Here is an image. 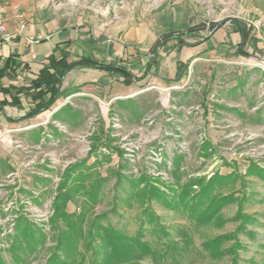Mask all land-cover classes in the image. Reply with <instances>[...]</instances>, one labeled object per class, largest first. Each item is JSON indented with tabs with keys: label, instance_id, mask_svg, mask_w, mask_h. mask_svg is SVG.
I'll return each instance as SVG.
<instances>
[{
	"label": "rangeland",
	"instance_id": "obj_1",
	"mask_svg": "<svg viewBox=\"0 0 264 264\" xmlns=\"http://www.w3.org/2000/svg\"><path fill=\"white\" fill-rule=\"evenodd\" d=\"M71 1L77 12L95 9L101 17L109 18L112 23L121 20L124 6H128L131 12L138 4L145 5L148 11H154L165 3V0ZM195 1L203 8L209 27L221 22L225 24L245 19L252 25L262 26L264 33V15L261 14V19L256 9H252L250 13L245 12L247 10L242 6L245 0ZM113 6L119 8V11L112 10ZM230 28L234 30L233 26ZM192 35H186L182 40L198 41L199 37H204L197 33ZM160 49L158 47L156 51L159 53ZM151 58V63L155 64L154 55L149 59ZM262 61L264 57L249 62L250 70L247 73L250 74L246 77L252 75L254 79V76L261 75V78H257L260 82L258 95L256 98H249L247 109L225 101L211 85L198 91V97L183 100L184 95L190 93V83H181L164 89L157 86L143 87L107 107L104 106L105 103L100 105L94 100L80 102L69 99L65 103L69 107L61 110L54 118L55 111L51 113L52 117L44 119L48 124L41 125L44 128L42 133L39 131L40 135L38 131L32 132V137L40 140L39 143L28 144L29 147L24 146L25 142L30 141L26 131L20 129L2 133L0 192L4 190L2 185L6 175L3 157L6 154L11 157L19 155V160L14 163H18L19 167L23 166L20 168L22 171L18 177L19 182L16 183L15 180L9 185L15 188L20 183L23 188L18 192L14 189L15 198L29 200L31 206L25 207L27 205L19 200L16 203L18 212L7 206L8 199L0 200V220L4 221L7 215L14 216V213L25 214L17 219L11 216L15 218V225H10L9 221L5 222L6 226L4 223L0 224V258L5 264H19L14 256L16 253L27 264H47L55 246L51 219L57 189L65 170L74 164L85 163L72 177L80 178L87 165H95V174L107 179L101 189L100 202L88 209L85 198L78 194L66 203L65 213L77 216L86 213L88 209L86 223L105 213L107 218L103 220V224H110L133 236L143 220V209L149 207L168 235L164 237L153 225H144L145 240L158 252L153 264H232L234 260L238 264H264V180L255 173H250L252 168L264 170V76L259 68ZM123 64H127V60L121 58L114 67H121ZM108 67L113 69V74L117 73L113 65ZM174 87H178V92L182 93H175ZM189 100L191 102L187 105ZM62 103L63 101L60 104ZM180 105L183 106L182 110L178 108ZM70 108L75 110L76 116H66ZM64 117L75 121H56ZM113 117L119 119L118 130L112 127ZM44 120H34L30 124L42 123ZM60 126L63 127L58 128ZM65 163L68 164L62 168L61 165ZM175 171L180 175L178 181ZM31 172L35 175H31ZM114 173L120 175L119 183ZM215 174L237 177L234 184L221 191L223 196L231 195L234 200L223 206L219 218L208 224H198L184 210L175 207V203L172 207H166L155 200L142 201L134 189V196L129 199V194H133L131 182L140 177L151 179L153 185H158L161 190L171 194L168 188L179 192L187 181L203 179L205 182ZM24 187L27 189L23 190ZM191 189L197 192L199 186L192 185ZM32 191L36 192L35 196L31 194ZM48 201L49 210L53 213L44 225L35 224L26 218L30 207H41ZM2 205L8 208L6 213H3ZM237 213L250 217L251 221L246 222L244 231L241 230L243 223L235 217ZM19 222L21 229L28 224L34 232L39 230L43 236V244H37L34 250L28 251L26 243L17 233L16 225ZM182 231H186L189 238L184 240L180 235ZM15 236L16 240L19 239L18 242L14 239ZM219 236L224 238L218 244L217 251H214L216 245L213 240ZM17 243H21L19 248ZM12 245L15 246L13 250ZM166 246H171L172 249L166 251ZM79 250L83 251L81 248ZM88 263L86 261L84 264ZM142 264L152 262L147 260Z\"/></svg>",
	"mask_w": 264,
	"mask_h": 264
},
{
	"label": "crops",
	"instance_id": "obj_2",
	"mask_svg": "<svg viewBox=\"0 0 264 264\" xmlns=\"http://www.w3.org/2000/svg\"><path fill=\"white\" fill-rule=\"evenodd\" d=\"M71 2L0 0L7 31L13 35L9 43L0 45V135L21 129L28 133L30 141L26 140V145L39 143L40 139L33 138L32 132L38 131L40 135L44 128L41 125L48 124L44 119L63 108L68 98L113 105L143 87L164 89L181 83H190V93L185 92L183 100L198 97L197 92L210 85L225 101L242 109H247L250 97H257L260 88L257 78L261 75L254 79L252 75L246 76L250 74L247 73L249 62L264 57L262 26H254L245 19L232 20L221 22L214 33L219 25L207 26L209 20L195 0H165L154 11L138 4L131 12L124 6L122 10H125H120L121 20L113 23L95 9L77 12ZM242 4L245 12L256 9L257 15L263 18L264 0H245ZM113 9L119 11V8ZM198 24L205 25L204 30L193 34L204 37H199L198 41L185 39V43L184 33ZM178 32H184V36L166 41L159 46V53L158 50L151 53L162 35ZM152 55L155 64L149 59ZM121 58L127 60V64L114 67ZM51 59H63L66 63L85 59L101 66L113 65L117 73L95 66L73 68L62 79L59 90L63 95L48 110L27 118L35 106L31 83L43 68L49 67ZM178 91L176 89L175 93L180 95L182 92ZM38 119L44 121L30 124ZM63 120L75 121L66 117L56 121ZM11 160L8 154L3 157L4 174L10 171Z\"/></svg>",
	"mask_w": 264,
	"mask_h": 264
},
{
	"label": "trees",
	"instance_id": "obj_3",
	"mask_svg": "<svg viewBox=\"0 0 264 264\" xmlns=\"http://www.w3.org/2000/svg\"><path fill=\"white\" fill-rule=\"evenodd\" d=\"M204 27L205 25L198 24L187 29L184 35L190 36L196 31L204 30ZM210 28H214V25H211ZM184 35L180 32L162 35L153 46L151 53H155L156 49L166 41L180 38ZM77 66H95L109 72L113 71L111 67L101 66L85 59L71 63H66L63 59L59 61L51 59L49 67L43 68L39 72L37 79L31 83V88L34 92L32 101L35 106L26 115L27 118L34 117L48 110L63 95L59 90L62 79L70 70ZM66 107L68 106L65 105L57 112L64 110ZM74 112L75 110L69 109L66 116L74 117L76 116ZM84 166L85 163L74 164L65 170L63 179L57 189L53 202L54 214L51 219V227L55 233V246L47 260V264H84L86 261L89 262L88 264H142V262L147 260L153 264L155 258L158 257V252L145 240L144 225L155 226L156 230H159L164 237H167V233L164 232V228L160 225L159 218L152 213L149 207L143 209V220L133 236L127 235L110 224H103V220L107 218L105 213L94 217L86 223V213L88 209H92L100 202L101 189L107 179L95 174V165H87L84 169L85 172L81 174L80 178L74 179L72 177L73 174ZM250 173H255L264 180V170L252 168ZM114 174L119 183L120 175ZM175 178L177 181L180 179L177 171H175ZM236 178L235 175L219 176L215 174L210 180L205 182H203V179L189 180L179 192L173 188H168L171 193L169 194L161 190L158 185H153L152 180L144 176L133 180L131 189L132 193L137 190L135 194L142 201L155 200L166 207H172V204L175 203V207L184 210L189 218L194 219L198 224H208L213 219L219 218L222 207L234 200L231 195L223 196L221 191L234 184ZM192 185H198L199 191H192ZM78 194H82L88 205L86 213L83 212L77 216L66 214V203ZM133 196L134 193L129 194V199ZM113 210L112 212H114ZM235 217L243 223L241 230L244 231L246 222L251 221L250 217L240 213H237ZM16 227L17 233L21 235L22 240L26 243L25 246L28 251L34 250L37 244H43V236L39 230L35 229L37 231L34 232V229L28 224L25 225L24 229H21V222L17 223ZM238 229L240 230V228ZM180 235L184 240L189 238L186 231L180 232ZM16 238L17 236L14 237L15 240ZM223 238L219 236L213 240L214 245H216L214 251H217V246ZM16 241L18 242L19 239ZM97 242H99L98 245ZM20 246L21 243H17V247L19 248ZM80 248L83 250L82 252H80ZM13 249H15V246L12 245ZM171 249V246H166V251ZM214 251L212 252L216 253ZM14 256L19 264H27L23 259L17 257L16 253H14ZM161 258L163 260V257ZM0 264H5L1 258ZM232 264H238L237 260H234Z\"/></svg>",
	"mask_w": 264,
	"mask_h": 264
},
{
	"label": "built area",
	"instance_id": "obj_4",
	"mask_svg": "<svg viewBox=\"0 0 264 264\" xmlns=\"http://www.w3.org/2000/svg\"><path fill=\"white\" fill-rule=\"evenodd\" d=\"M114 7L115 6H113V8ZM113 8H112V10L116 11ZM3 12H4L3 6L0 4V45L3 42L9 43L11 41V39L13 38V35L10 34V33H8V31H7V28H6V25H5V21H4V18H3ZM22 25L23 24L21 23L20 24V27L21 28H22ZM31 42H37V41H31ZM259 68L263 72V76H264V61H262L261 63H259ZM262 83L264 84V77H263ZM174 89H179V88L178 87H174ZM69 99L70 98H68L66 101H68ZM108 105H110V103H107L104 106L107 107ZM178 108L182 110L183 109V106L180 105V106H178ZM112 127H115L116 130H118L120 128V126H119V119L118 118H116V117L114 118L113 117ZM24 146H28L29 147V145H24ZM16 147L18 148V146H16ZM20 159H21V156H20ZM15 160H19V155H17V156H14L13 155L12 156V160L10 162L11 170L6 175H4V177H5L4 180H3L4 184L2 185V188H4V190L0 192V200L3 199V201H6L8 199L7 200V203H8L7 206L8 207L11 206L13 208V210H17L19 212L16 203H18L20 199L18 200L17 198H15V195H16L15 192L16 191L18 192V190L20 191L23 188V186H21L20 183H19V186L15 187V188H12V186L9 185V184H12L15 180H16V183L19 182L18 177H19L20 171H22L20 168L23 167V166L22 167H19L18 166V163H17V165L14 164L15 163ZM66 164H68V163H65V164L61 165V167L64 168V166ZM24 168H25V166H24ZM31 175H35V173L33 172ZM14 189L16 191H14ZM26 189L27 188L24 187L23 190H26ZM32 192L33 193H31V194L33 196H35L36 195L35 194L36 192H34V191H32ZM12 195H14V196H12ZM20 201H22V200H20ZM22 202L25 205H27L25 207L31 206L30 205L31 202L29 200H26V201L24 200ZM49 203H50V201L42 204L41 207H37V208H36V206L35 207L32 206V208L30 207L31 210L28 213V216L26 215L27 216L26 218H29L30 221L33 222V223H35V224L44 225L48 221L49 216L52 215V213H53L51 209L49 210V207H50V204ZM7 209L8 208H6V207H4L2 205V211H3V213H6ZM20 215H25V214H17V213H14V216L10 215V217H8V215H7V217L4 219V221L0 220V224H3L4 223V225L6 226V223L5 222L6 221H9L10 222V225H15L14 224V223H16L15 218L17 219V217H19ZM11 216L12 217H15V218L13 219ZM4 233H6V232L4 231ZM1 234H3V233H1Z\"/></svg>",
	"mask_w": 264,
	"mask_h": 264
},
{
	"label": "water",
	"instance_id": "obj_5",
	"mask_svg": "<svg viewBox=\"0 0 264 264\" xmlns=\"http://www.w3.org/2000/svg\"><path fill=\"white\" fill-rule=\"evenodd\" d=\"M220 27H221V25H219V26L217 27V29L220 28Z\"/></svg>",
	"mask_w": 264,
	"mask_h": 264
}]
</instances>
